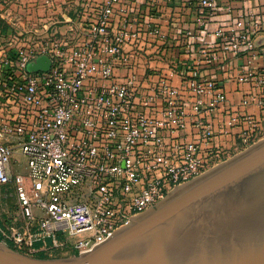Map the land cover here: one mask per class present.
I'll return each instance as SVG.
<instances>
[{"label": "built area", "instance_id": "1", "mask_svg": "<svg viewBox=\"0 0 264 264\" xmlns=\"http://www.w3.org/2000/svg\"><path fill=\"white\" fill-rule=\"evenodd\" d=\"M181 1L66 0L60 19L0 31V187L22 218L6 236L16 249L87 255L224 159L227 137L260 129L264 74L253 61L264 0ZM221 1L230 23L207 36L219 59L245 55L234 79L259 88L238 108L219 82L178 66L162 24L182 3L205 26ZM41 57L48 69L29 71ZM250 105L262 114L241 113ZM15 151L26 177L12 168Z\"/></svg>", "mask_w": 264, "mask_h": 264}, {"label": "rangeland", "instance_id": "2", "mask_svg": "<svg viewBox=\"0 0 264 264\" xmlns=\"http://www.w3.org/2000/svg\"><path fill=\"white\" fill-rule=\"evenodd\" d=\"M2 13L0 11L1 15ZM0 20L5 22L6 19H2L0 16ZM7 20L15 24L19 20V16H17V19L13 17L14 22L8 18ZM262 142H264V136L249 141L247 143L249 145L246 148L237 150L234 154H227L224 159L215 162L201 177L212 173ZM11 165L14 172L26 177V160L18 151H15L12 155ZM230 192L232 191L217 194L213 197L206 198L207 200L204 201H196L190 205L188 204L178 210L177 213L171 212L166 214L142 231L144 232L143 234L135 236L129 239V241L123 242L105 252L106 254L103 257L104 261L108 263L124 262L127 264H138L139 262H145L144 264H149L151 260H155L161 253H163L161 256L167 253H174L173 256L176 254L189 256L198 251L204 252L217 249L221 244L243 240L255 242L261 239L258 238L259 236L264 237V199L250 203L238 202L235 204H232V201H228L226 206H224L222 202L224 198L228 197L227 195L231 194ZM21 222L22 218L19 207L12 192L0 187L1 245L24 257L33 259L59 260L74 257L72 252L48 251L46 253H36L29 252L26 249H16L13 242L7 239L6 236H10L9 229L12 226H19ZM234 228L236 229L233 231ZM249 229L254 230L246 234V230ZM259 232L262 233L257 234ZM230 234L233 236L229 237ZM149 252L154 253L146 255ZM155 253L158 254L155 255ZM175 258L171 259L175 260ZM189 258L193 260V257Z\"/></svg>", "mask_w": 264, "mask_h": 264}, {"label": "water", "instance_id": "3", "mask_svg": "<svg viewBox=\"0 0 264 264\" xmlns=\"http://www.w3.org/2000/svg\"><path fill=\"white\" fill-rule=\"evenodd\" d=\"M48 67L47 59L41 57L36 60L35 64L30 65L28 70H46ZM229 191L232 192L227 195V198H224L222 202L224 206L228 201L235 204L264 199V142L252 147L212 173L193 181L184 188H180L174 193L175 195L173 194L157 208L138 218L131 226L123 229L113 239L87 255L59 260H40L24 257L4 245H0V264H127L124 262H105L104 254L115 246L143 234L142 231L166 214L177 213L178 210L188 204L204 201L207 200L206 198ZM252 230L254 229L246 230L245 233L249 234ZM231 236L233 235L230 234L229 237ZM258 238L261 239L255 242L243 240L221 244L217 249L198 251L189 256L183 254L173 256L174 253L161 256L163 254L161 253L149 264H264V237L259 236ZM153 253L149 252L146 255ZM157 254L155 253V255ZM174 257H176L175 260L171 259ZM189 257H193V260ZM144 263L139 262L138 264Z\"/></svg>", "mask_w": 264, "mask_h": 264}, {"label": "crops", "instance_id": "4", "mask_svg": "<svg viewBox=\"0 0 264 264\" xmlns=\"http://www.w3.org/2000/svg\"><path fill=\"white\" fill-rule=\"evenodd\" d=\"M41 1L0 0V11L3 12L0 16L6 19L5 22L0 20V31L3 34L11 32L9 29V23L11 22L7 18L14 22L13 17L17 19V16H19V20L28 22V25H32L34 22L36 25H39L50 20L60 19V16L64 15L65 7H60L59 4L66 0H53L55 3L54 9L46 12L40 8ZM16 2H18L17 5L14 4ZM20 3H25L31 7V9L27 10L28 15L23 13L19 5ZM221 5L222 1L221 3L217 2L215 6V17L205 26L198 24L199 20L204 17L202 11L198 10L194 5L186 7L182 3L180 9H175L174 11L168 9L164 11L165 14H163L162 24L168 35L167 45L172 48L171 54L177 61L178 66L182 68L193 65L197 67L201 76L209 77L219 82L225 92L227 101L233 108H238L241 99L246 94L258 92L259 88L254 84L239 85L234 79L240 71V68L246 64V56L232 57L228 55L222 56V59H219L220 54L217 47V40L212 36H207V34H212L219 27H224L230 23L231 17L225 14ZM262 30L263 32L257 37L258 55L253 61V68L257 72L264 74V27ZM188 31L192 33V36H185V32ZM203 52L206 55L205 58L201 54ZM167 64V61H165L162 64V68L165 69ZM174 84L179 85V80L175 79ZM241 113L257 116L262 114L253 105L242 108ZM260 136H264V122L256 134L252 136L243 138L235 134L227 137L222 143L223 150H225L226 154H234L235 151L237 152V150L246 148L249 145L247 144L249 141L256 140Z\"/></svg>", "mask_w": 264, "mask_h": 264}, {"label": "trees", "instance_id": "5", "mask_svg": "<svg viewBox=\"0 0 264 264\" xmlns=\"http://www.w3.org/2000/svg\"><path fill=\"white\" fill-rule=\"evenodd\" d=\"M39 253V252H38ZM74 255V257L76 256L75 254H73Z\"/></svg>", "mask_w": 264, "mask_h": 264}, {"label": "bare ground", "instance_id": "6", "mask_svg": "<svg viewBox=\"0 0 264 264\" xmlns=\"http://www.w3.org/2000/svg\"><path fill=\"white\" fill-rule=\"evenodd\" d=\"M1 245V244H0ZM1 246H3V245H1Z\"/></svg>", "mask_w": 264, "mask_h": 264}]
</instances>
